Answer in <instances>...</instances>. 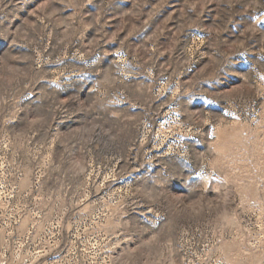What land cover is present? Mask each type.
I'll return each instance as SVG.
<instances>
[{"label": "rangeland", "instance_id": "374dc122", "mask_svg": "<svg viewBox=\"0 0 264 264\" xmlns=\"http://www.w3.org/2000/svg\"><path fill=\"white\" fill-rule=\"evenodd\" d=\"M0 264H264V0H0Z\"/></svg>", "mask_w": 264, "mask_h": 264}]
</instances>
